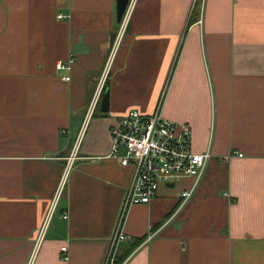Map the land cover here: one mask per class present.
<instances>
[{
	"label": "crops",
	"instance_id": "obj_1",
	"mask_svg": "<svg viewBox=\"0 0 264 264\" xmlns=\"http://www.w3.org/2000/svg\"><path fill=\"white\" fill-rule=\"evenodd\" d=\"M132 1L0 0V264H105L120 221L123 264H264V0ZM159 107L213 157L125 209L112 130Z\"/></svg>",
	"mask_w": 264,
	"mask_h": 264
},
{
	"label": "built area",
	"instance_id": "obj_2",
	"mask_svg": "<svg viewBox=\"0 0 264 264\" xmlns=\"http://www.w3.org/2000/svg\"><path fill=\"white\" fill-rule=\"evenodd\" d=\"M132 4L133 1L126 10V19L132 13ZM121 40L122 35H119L115 46ZM66 67L64 64H59L58 69L61 70ZM64 81H69V78H64ZM112 138L111 156H120L122 150H124L125 154L121 163L124 166L132 165L135 168L133 182L125 200V209L137 204H149L164 189L180 188L187 179H194V191L210 159L213 157L209 151L195 153L192 148L193 132L191 126L187 123H175L166 119L161 107L150 116L132 111L120 118L118 124L113 127ZM76 151L77 148L67 162L66 173L58 190V198L63 192L66 179L73 168ZM237 156L242 158L243 154ZM232 157L230 156L228 159ZM171 184L173 187H170ZM182 195L184 200L187 201L192 197V190H186ZM121 224L122 221L117 225L111 238L110 250L105 264H114L119 248L128 240V235L123 231ZM46 227L47 224L42 230V235ZM62 251L66 252L67 248H63ZM63 259L68 260L66 255Z\"/></svg>",
	"mask_w": 264,
	"mask_h": 264
},
{
	"label": "water",
	"instance_id": "obj_3",
	"mask_svg": "<svg viewBox=\"0 0 264 264\" xmlns=\"http://www.w3.org/2000/svg\"><path fill=\"white\" fill-rule=\"evenodd\" d=\"M129 3V0H118L117 3V15H118V20H122L125 11L127 9V5ZM101 109L104 112H107L109 109V90H106L103 99H102V103H101ZM171 186H173L171 184Z\"/></svg>",
	"mask_w": 264,
	"mask_h": 264
},
{
	"label": "trees",
	"instance_id": "obj_4",
	"mask_svg": "<svg viewBox=\"0 0 264 264\" xmlns=\"http://www.w3.org/2000/svg\"><path fill=\"white\" fill-rule=\"evenodd\" d=\"M139 243H141V241H139V242L137 243V245H138ZM126 257H127V254H126L125 256H122V257H117V255H116V258H115L114 264H123L124 261H125V259H126Z\"/></svg>",
	"mask_w": 264,
	"mask_h": 264
}]
</instances>
